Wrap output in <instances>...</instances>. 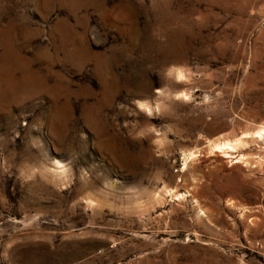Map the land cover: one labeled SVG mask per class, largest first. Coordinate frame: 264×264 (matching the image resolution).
<instances>
[{
	"label": "rangeland",
	"instance_id": "obj_1",
	"mask_svg": "<svg viewBox=\"0 0 264 264\" xmlns=\"http://www.w3.org/2000/svg\"><path fill=\"white\" fill-rule=\"evenodd\" d=\"M0 264H264V0H0Z\"/></svg>",
	"mask_w": 264,
	"mask_h": 264
},
{
	"label": "bare ground",
	"instance_id": "obj_2",
	"mask_svg": "<svg viewBox=\"0 0 264 264\" xmlns=\"http://www.w3.org/2000/svg\"><path fill=\"white\" fill-rule=\"evenodd\" d=\"M226 144V143H225ZM227 147V146H226Z\"/></svg>",
	"mask_w": 264,
	"mask_h": 264
}]
</instances>
